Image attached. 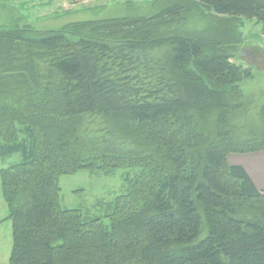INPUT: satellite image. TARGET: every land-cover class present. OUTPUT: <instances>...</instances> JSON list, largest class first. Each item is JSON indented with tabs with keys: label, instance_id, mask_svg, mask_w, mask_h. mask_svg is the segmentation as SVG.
<instances>
[{
	"label": "trees",
	"instance_id": "1",
	"mask_svg": "<svg viewBox=\"0 0 264 264\" xmlns=\"http://www.w3.org/2000/svg\"><path fill=\"white\" fill-rule=\"evenodd\" d=\"M179 2L264 29V0ZM183 10L0 29V160L21 157L0 171L10 264H264V194L228 163L264 151V107L258 137L236 131L253 74L217 38L168 29ZM121 169L141 170L108 225L61 208V177Z\"/></svg>",
	"mask_w": 264,
	"mask_h": 264
},
{
	"label": "rangeland",
	"instance_id": "2",
	"mask_svg": "<svg viewBox=\"0 0 264 264\" xmlns=\"http://www.w3.org/2000/svg\"><path fill=\"white\" fill-rule=\"evenodd\" d=\"M177 4H183L185 11L177 20L172 19L168 29L182 35L217 38L224 46L227 45V50L233 55L232 62L252 72L251 79L238 84L242 106L232 113L231 123L243 136L251 139L258 137L263 130L264 29L255 20L226 21L199 5L180 3L179 0H80L71 4L65 0H0V29L30 27L50 31L62 29L73 22L149 19L164 8ZM73 5L77 6L73 8ZM40 67L43 68L41 63ZM215 121L212 113L205 118L204 127L212 128ZM20 159V155H14L0 160V171ZM140 170L121 169L111 176L100 171L83 170L73 176H63L59 179V204L63 209L79 210L84 217L99 218L108 225V206L124 191L125 176L133 178ZM8 216L9 207L3 197L0 176V264H10L13 237Z\"/></svg>",
	"mask_w": 264,
	"mask_h": 264
},
{
	"label": "crops",
	"instance_id": "3",
	"mask_svg": "<svg viewBox=\"0 0 264 264\" xmlns=\"http://www.w3.org/2000/svg\"><path fill=\"white\" fill-rule=\"evenodd\" d=\"M228 163L230 166L242 167L257 190L264 194V151L245 155L231 154L228 156Z\"/></svg>",
	"mask_w": 264,
	"mask_h": 264
},
{
	"label": "water",
	"instance_id": "4",
	"mask_svg": "<svg viewBox=\"0 0 264 264\" xmlns=\"http://www.w3.org/2000/svg\"><path fill=\"white\" fill-rule=\"evenodd\" d=\"M241 57H243V54L241 55Z\"/></svg>",
	"mask_w": 264,
	"mask_h": 264
}]
</instances>
